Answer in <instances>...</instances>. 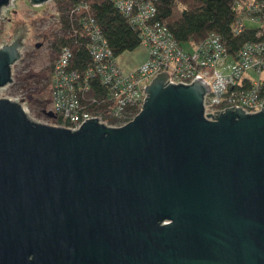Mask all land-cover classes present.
<instances>
[{"label":"water","instance_id":"1","mask_svg":"<svg viewBox=\"0 0 264 264\" xmlns=\"http://www.w3.org/2000/svg\"><path fill=\"white\" fill-rule=\"evenodd\" d=\"M24 36L0 46V87ZM167 79L120 126L0 96V264H264V106L206 116V84Z\"/></svg>","mask_w":264,"mask_h":264},{"label":"built area","instance_id":"2","mask_svg":"<svg viewBox=\"0 0 264 264\" xmlns=\"http://www.w3.org/2000/svg\"><path fill=\"white\" fill-rule=\"evenodd\" d=\"M112 1L133 26L141 28L140 39L147 48L148 58L139 68L124 73L85 0L65 9L55 6L51 20L63 25L67 19L71 24L69 30L85 39L91 54V64L81 72L71 66L72 51L63 45L51 65V104L53 112L62 118L59 125L77 129L92 117L112 126L127 123L142 108L146 86L162 71H167L168 82L189 84L196 77L206 84V116L233 105L248 113L262 109L264 0H236V33L255 27L257 39L245 41L235 53L228 50L216 32L196 43L179 41L156 17L155 0ZM184 43H189L192 49ZM95 77L103 89L101 93L92 90L90 79ZM92 104L97 108L90 109Z\"/></svg>","mask_w":264,"mask_h":264},{"label":"trees","instance_id":"3","mask_svg":"<svg viewBox=\"0 0 264 264\" xmlns=\"http://www.w3.org/2000/svg\"><path fill=\"white\" fill-rule=\"evenodd\" d=\"M59 1L70 2L64 6L67 8L79 0ZM85 1L89 4L90 14L99 21L116 57L125 51L134 50L141 44V28L133 26L112 0ZM235 2L236 0H155L156 17L164 22L181 42L196 43L209 33L216 32L221 35L228 50L235 53L245 41L257 39L255 27H246L242 32L236 33L238 11L234 8ZM63 25L66 31L56 38L53 45L58 51L63 45H68L72 51L71 66L83 72L91 64L88 43L69 30L71 24L67 19ZM90 82L94 93L103 91L99 86L98 77L91 78ZM49 84L50 80L44 83L43 87L46 88ZM96 108L95 104L90 105V109ZM57 120L61 121L62 118L58 116Z\"/></svg>","mask_w":264,"mask_h":264},{"label":"rangeland","instance_id":"4","mask_svg":"<svg viewBox=\"0 0 264 264\" xmlns=\"http://www.w3.org/2000/svg\"><path fill=\"white\" fill-rule=\"evenodd\" d=\"M65 3L48 0L35 5L30 0H12L0 13V46L11 42L21 30L25 31L21 56L12 65V81L0 87V96L20 102L32 119L54 125L61 121L52 109L51 85L45 88L43 84L50 80L51 65L59 52L53 42L66 31L60 22L51 20L53 9L55 6L65 9L70 2ZM184 45L192 49L189 43ZM147 58V48L141 43L134 50L118 55L116 60L121 70L128 73L139 68Z\"/></svg>","mask_w":264,"mask_h":264}]
</instances>
